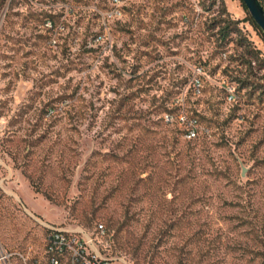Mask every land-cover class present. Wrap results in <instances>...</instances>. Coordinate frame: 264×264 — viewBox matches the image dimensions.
<instances>
[{
	"label": "rangeland",
	"instance_id": "374dc122",
	"mask_svg": "<svg viewBox=\"0 0 264 264\" xmlns=\"http://www.w3.org/2000/svg\"><path fill=\"white\" fill-rule=\"evenodd\" d=\"M212 4L0 0V253L42 261L55 227L114 264H264V40Z\"/></svg>",
	"mask_w": 264,
	"mask_h": 264
},
{
	"label": "built area",
	"instance_id": "2783aa9c",
	"mask_svg": "<svg viewBox=\"0 0 264 264\" xmlns=\"http://www.w3.org/2000/svg\"><path fill=\"white\" fill-rule=\"evenodd\" d=\"M166 119L171 122L170 116H167ZM179 122L186 127L188 139L192 140L197 137L193 122L188 121L184 116L179 117ZM99 229L104 234V226H99ZM2 254H0V260L6 264H13L11 259L14 256H17L21 261L16 264H30L31 261V252L27 256L17 253L2 252ZM31 264H114V261L102 254L100 246L93 236L83 232L49 227L42 261H34ZM121 264L127 263L122 262Z\"/></svg>",
	"mask_w": 264,
	"mask_h": 264
},
{
	"label": "trees",
	"instance_id": "16d2710c",
	"mask_svg": "<svg viewBox=\"0 0 264 264\" xmlns=\"http://www.w3.org/2000/svg\"><path fill=\"white\" fill-rule=\"evenodd\" d=\"M243 7L247 10L246 6L244 5L243 1L241 0ZM262 7L264 8V0H259ZM217 3V0H213V4L215 5ZM248 11V10H247ZM226 10H222L220 18L214 19L212 28L216 29L219 28V36H220V46L219 48L224 52L231 44H236L238 48L243 49L242 52V59L245 57L249 58V66L252 68L253 62L252 59H257L259 61V52L252 46V44L246 39L245 36L242 35V32L239 28L240 22L239 21H232L229 18H223L224 15H226ZM249 21L252 24V26L259 32V34L262 36L264 40V33L262 30L258 27V25L254 22V20L251 18L249 14ZM50 25L54 26V20L52 16H49ZM234 36H237V38H234ZM245 63V62H243ZM264 63V62H262ZM260 70H263L264 67L259 64ZM242 87H247V84L243 83ZM249 87H251V84H249ZM171 113V110H168Z\"/></svg>",
	"mask_w": 264,
	"mask_h": 264
},
{
	"label": "water",
	"instance_id": "95a60500",
	"mask_svg": "<svg viewBox=\"0 0 264 264\" xmlns=\"http://www.w3.org/2000/svg\"><path fill=\"white\" fill-rule=\"evenodd\" d=\"M251 18L264 33V8L259 0H242Z\"/></svg>",
	"mask_w": 264,
	"mask_h": 264
},
{
	"label": "bare ground",
	"instance_id": "6f19581e",
	"mask_svg": "<svg viewBox=\"0 0 264 264\" xmlns=\"http://www.w3.org/2000/svg\"><path fill=\"white\" fill-rule=\"evenodd\" d=\"M0 254H2V253H0ZM2 255H3V254H2ZM2 255H1V256H2Z\"/></svg>",
	"mask_w": 264,
	"mask_h": 264
}]
</instances>
